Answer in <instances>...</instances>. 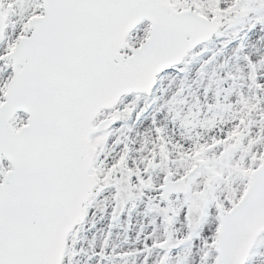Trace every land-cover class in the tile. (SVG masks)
Listing matches in <instances>:
<instances>
[{
  "label": "snow or ice",
  "instance_id": "snow-or-ice-1",
  "mask_svg": "<svg viewBox=\"0 0 264 264\" xmlns=\"http://www.w3.org/2000/svg\"><path fill=\"white\" fill-rule=\"evenodd\" d=\"M0 264H264V0H0Z\"/></svg>",
  "mask_w": 264,
  "mask_h": 264
},
{
  "label": "rangeland",
  "instance_id": "rangeland-1",
  "mask_svg": "<svg viewBox=\"0 0 264 264\" xmlns=\"http://www.w3.org/2000/svg\"><path fill=\"white\" fill-rule=\"evenodd\" d=\"M164 87H168V83H167V81H165V83H164ZM244 119H247V115L245 114V116H244ZM195 131H202L205 135H207V131H206V129H204V128H199V129H196ZM184 134H188L187 132H185Z\"/></svg>",
  "mask_w": 264,
  "mask_h": 264
}]
</instances>
